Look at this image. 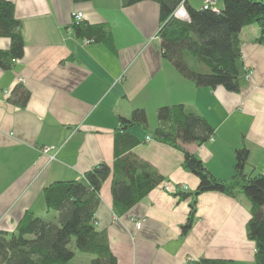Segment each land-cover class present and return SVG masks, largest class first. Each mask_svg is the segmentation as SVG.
Masks as SVG:
<instances>
[{"label": "crops", "instance_id": "0c3cea01", "mask_svg": "<svg viewBox=\"0 0 264 264\" xmlns=\"http://www.w3.org/2000/svg\"><path fill=\"white\" fill-rule=\"evenodd\" d=\"M9 1L21 23L24 51L9 68L0 67V230L14 231L25 212L56 221L44 187L79 178L99 162L111 164L119 116L129 117L142 107L149 131L129 128L140 142L132 152L154 166L164 182L122 216L112 209V177L102 184L96 229L107 233L116 264H191L201 257L257 264L255 243L246 236V194H199L196 218L182 234L191 197L173 192L186 185L193 191L198 176L183 169L179 148L155 140L150 131L157 125L158 107L185 104L207 118L214 134L201 145L185 143L184 150L228 180L235 172V148L244 141L249 149L245 170L263 172L264 44L257 40L259 28L249 24L239 33L241 61L252 73L232 92L221 85H195L163 58L157 34L160 10L153 0L130 6L121 0ZM186 2L200 8L204 0ZM222 5L214 0L212 6ZM74 11H81L89 24L107 23L115 50L75 36ZM9 45L10 38L0 37V49ZM18 85L28 92L23 104L13 92ZM50 145L58 148L44 153L43 146Z\"/></svg>", "mask_w": 264, "mask_h": 264}, {"label": "trees", "instance_id": "16d2710c", "mask_svg": "<svg viewBox=\"0 0 264 264\" xmlns=\"http://www.w3.org/2000/svg\"><path fill=\"white\" fill-rule=\"evenodd\" d=\"M74 2L89 0H73ZM122 6L144 0H121ZM159 5L158 35L161 54L173 64L180 75L198 86L218 85L237 92L246 83V67L241 61L239 33L245 25L259 28L257 40L264 44V0H222V8H195L186 0H153ZM182 3L188 19L176 18L173 12ZM74 35L91 43L105 44L115 50L113 35L107 23L89 24L82 20L72 23ZM20 20L15 5L0 0V37L10 38L7 49H0V67L9 68L23 54ZM23 104L28 92L18 85L13 91ZM157 125L152 138L176 146L183 152L182 167L198 176L193 191L176 187L173 195L191 197L186 221L181 225L186 234L195 220L196 200L204 192L217 191L238 198L242 193L249 199L250 218L246 236L255 243L254 258L264 264V171H246L249 149L244 141L235 151L234 174L230 179L218 178L197 154L183 149L185 143L201 145L214 134L207 118L185 104L161 105L156 111ZM114 137V160L99 162L81 177L55 181L44 187V200L49 211L56 212V221L25 212L14 231L0 230V264H76V253L92 255L88 264H116L107 242V233L96 229L95 212L99 205L101 186L112 177V209L117 216L127 213L147 193L164 182L154 166L132 152L139 139L129 128L137 125L148 130L146 110L135 108L129 117L119 116ZM191 264H235L231 259L204 258Z\"/></svg>", "mask_w": 264, "mask_h": 264}, {"label": "built area", "instance_id": "2783aa9c", "mask_svg": "<svg viewBox=\"0 0 264 264\" xmlns=\"http://www.w3.org/2000/svg\"><path fill=\"white\" fill-rule=\"evenodd\" d=\"M214 0H204L203 3V7H207V6H212L213 5ZM173 15L176 18H182V19H188V13L187 10L184 8L183 4L180 3L179 6L176 8V10L173 12ZM83 20V13L80 11H74L72 12V23H76L78 24L79 22H81ZM84 43H91V40L87 39V38H83ZM246 67V66H245ZM246 72H247V76H246V80H248L251 72V69L247 66L246 67ZM211 138V137H210ZM147 139H149V137H147ZM58 147L54 146V145H50V146H43L42 151L44 153L50 154L53 150H56ZM164 188L167 190L169 189V186L164 184ZM180 188L184 191L188 190V186H180ZM176 189V188H175ZM175 191V190H174ZM142 224V221H138L136 222V227H140V225Z\"/></svg>", "mask_w": 264, "mask_h": 264}, {"label": "rangeland", "instance_id": "374dc122", "mask_svg": "<svg viewBox=\"0 0 264 264\" xmlns=\"http://www.w3.org/2000/svg\"><path fill=\"white\" fill-rule=\"evenodd\" d=\"M80 254H82L83 256H86V258H84V257H80ZM76 253L75 255V257H74V259H73V261L75 262V263H82V264H87V263H89V260L91 259V255H87V254H83V253Z\"/></svg>", "mask_w": 264, "mask_h": 264}]
</instances>
